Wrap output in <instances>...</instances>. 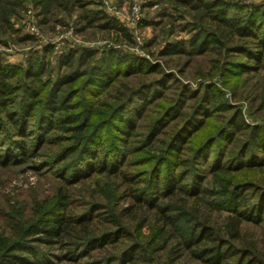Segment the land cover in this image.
Returning <instances> with one entry per match:
<instances>
[{
	"label": "trees",
	"instance_id": "1",
	"mask_svg": "<svg viewBox=\"0 0 264 264\" xmlns=\"http://www.w3.org/2000/svg\"><path fill=\"white\" fill-rule=\"evenodd\" d=\"M243 1L149 0L171 5L186 20L182 29L196 33L188 41L191 51L178 40L167 42L160 55L215 51V70L239 80L232 97L249 104L250 120L234 104H215V136L203 139L196 135L214 126L212 111L204 108L213 101L209 86L202 92L173 86L180 81L166 72L167 60L161 66L114 48L101 56L71 49L60 56L56 78L50 45L24 65L0 60V165L41 166L59 181L18 225L2 229L0 264L86 257L94 264H264V4ZM29 3L39 8L41 24L80 18L84 27L130 37L115 18L88 8L90 0H0L1 35L21 34L16 18ZM233 7L247 10L230 16ZM153 86L176 92L149 98ZM128 110L120 126H104L114 111ZM148 116L144 139L135 140L138 120ZM134 149L146 155L144 172L128 169ZM212 153L214 163L202 168ZM119 182L126 204L110 209L98 202L117 195ZM75 184L91 190L95 211L85 198L75 201Z\"/></svg>",
	"mask_w": 264,
	"mask_h": 264
},
{
	"label": "rangeland",
	"instance_id": "2",
	"mask_svg": "<svg viewBox=\"0 0 264 264\" xmlns=\"http://www.w3.org/2000/svg\"><path fill=\"white\" fill-rule=\"evenodd\" d=\"M92 3L88 6V8L100 9L102 12H105L110 17L115 18L119 25L125 27L128 24V17L131 13V9L135 4H139L141 6V15L142 19L140 21V38L147 49L146 53L150 54V56H140L139 52L135 45H133V38L131 33L129 32L128 28L127 31L130 33L129 36H125L124 33L121 32H107L105 29H99L97 27H84L86 24L84 20L78 18H69L66 17L64 14V21L57 22L51 20L47 23H42L41 28L43 30V34L45 38H50L51 36H55L58 32L65 29L68 24L72 23L76 30L77 38L79 43H73L72 41L68 42L67 46L63 49H54L52 48L47 55V59L54 69V73L52 74V78H56V72L58 70V60L62 54L67 53L71 49L75 50H95L98 52L99 56L104 51L114 48L120 54L127 55L129 58L133 57H141L148 60L149 63H160V65H164V60H167L168 64H166V72L175 75V78L178 79L180 82L173 84V86L179 85L182 83L188 88L189 90L202 92L206 87L209 86V90L213 97V101L210 103H206L204 108L212 111V117L209 119L211 124H214L213 129H204L200 134H197L198 138L200 137L203 139L207 136H215V104L219 103H230L234 104L237 107L241 108L245 117L250 120L249 116V104L246 100L243 99H234L232 97L233 87L237 86L238 79H231L227 80L223 76H221L215 70V58L217 55L215 51L207 52L204 54H193V55H181V56H174V57H163L160 55V51L163 50L165 44L167 42H174L185 40L188 42L190 39L194 38L195 32L194 30L190 31L189 28L185 30L182 29V25L185 24V18L179 16V13L173 10L171 5L169 4H155L151 5L149 0H110V5L112 8H105L101 6L96 0H90ZM244 4L248 5H261L264 4V0H244ZM32 6L31 3L26 4V6L20 10V14L18 18V22H21V19L25 16L27 12V8ZM166 6V9H164ZM37 11L39 8H35ZM247 7L243 10L241 8L233 7L230 10L229 15H244L246 13ZM77 13V11L75 12ZM75 17V16H74ZM42 19V17H40ZM62 18V17H61ZM188 19V18H186ZM18 36H22L21 34H13L11 38L1 35L0 34V57L1 62H10L13 64H26L27 60L32 56H38L43 53L46 47L45 43L42 40L37 39H29V40H20ZM50 36V37H49ZM102 40H107L110 43V46L107 43H104ZM93 43L94 46H98V48H84L80 46L83 42ZM76 42V41H75ZM103 42V43H102ZM100 43V44H98ZM200 45V42L197 45ZM42 46L43 48H37ZM45 45V46H44ZM48 46V45H47ZM187 50L191 51L192 47L190 46L189 42L186 44ZM100 47V48H99ZM205 46L202 45L199 47L203 50ZM43 49V50H42ZM42 50V52H40ZM153 53V54H152ZM25 54H28L27 57ZM98 56V57H99ZM46 59V60H47ZM183 69L181 72L179 71ZM46 78V77H45ZM168 82H173V80L169 79ZM215 90L218 92L217 99L215 101ZM175 90H168L165 91L162 88L153 86L147 93H149V98L153 96H158L162 93L168 94L169 96H174ZM112 102V101H111ZM164 106H168L163 100H160ZM192 102V101H190ZM178 106V105H176ZM188 110V109H186ZM130 110L125 112H117L114 111L111 114V118L107 120L104 126H108L109 130H112L114 125L120 126L121 119L124 118L129 114ZM151 114V113H149ZM153 116V115H149ZM144 117V119L138 120V132L139 135L135 140H143L144 134L146 133V128L148 124H152V120L150 117ZM108 116L101 117V121L105 120ZM99 118V117H98ZM99 119H95L98 122ZM204 132H206L204 134ZM203 133V134H202ZM51 140L49 142L50 146H54L53 142L55 139V135L57 132L52 133ZM59 134V133H58ZM162 140H167L166 137L161 136ZM199 138V139H200ZM201 141V140H199ZM136 148L138 144L135 142L131 143V147ZM53 149V147L50 149ZM135 151L131 152L130 160H132V166H129V171H137V172H144L147 169L148 165L144 164V157L146 156L142 151ZM215 150V143L213 145H208L207 151L208 153ZM189 154V153H188ZM213 153L210 155V160L203 162L202 168H209V166L214 163ZM41 167V166H40ZM38 167V168H40ZM33 166L27 165H10L8 167H3L0 165V232H3L2 229H5L6 232L10 231L12 228V224L18 225L19 218L22 219L26 217L27 214H30V208L34 203V200L37 198H41L44 195L51 193L55 186L58 185L59 181L58 178L54 177V173L51 169L46 171L39 170ZM90 181L87 182V185L90 184ZM120 183V182H119ZM118 183V191L117 195L114 197L112 195H106V198L98 197L103 202L102 204H106L108 202L109 208H113V206H120L126 204L128 198L123 190L124 185ZM113 187L116 188L117 182L112 183ZM96 187V186H95ZM94 187V188H95ZM93 187L91 189H94ZM72 190L75 194V201L82 200L85 198V201H89L87 204L91 212L95 211L94 205H96L97 201H90L92 199L91 190H87L85 185L75 184L72 187ZM117 204V205H116ZM87 207V205H84ZM102 205H100L101 207ZM83 208V207H78ZM99 210H102L99 209ZM25 218H23L24 220ZM16 226L15 228H17ZM41 247V245H40ZM59 252V251H58ZM95 259L93 258H83L80 260L70 259L65 262H60L59 264H94Z\"/></svg>",
	"mask_w": 264,
	"mask_h": 264
},
{
	"label": "built area",
	"instance_id": "3",
	"mask_svg": "<svg viewBox=\"0 0 264 264\" xmlns=\"http://www.w3.org/2000/svg\"><path fill=\"white\" fill-rule=\"evenodd\" d=\"M96 1L100 3L101 6H104L105 8H110V7L112 8V6L110 5V0H96ZM141 19H142L141 6L139 4H135L131 9V13L128 17L129 22L125 27L128 28L129 32L131 33L132 38H133V45L136 46L137 51L139 52V55L149 57L150 55L146 53L147 51H145V47H144L145 42H143L140 38ZM15 27L19 28L22 34L32 35L38 41L42 40L46 46L50 45L54 49L65 48L69 41L80 44V42L78 41L80 40V38H77L78 33L76 32L74 25L72 23L68 24V26L62 31L58 32L57 34H54L55 36H51V37L49 36L50 38H45L43 34V30L41 28L40 15L37 13V10L34 9L32 6L27 8V12L25 16L21 19V22L15 23ZM102 41H104V43H107V45L110 46V43H108L107 40H102ZM94 45L95 44L93 43H88L85 41L80 46L84 48H90V49L95 48V47L98 48V46H94ZM37 48L41 49L43 47L38 45ZM42 50H40V52H42ZM27 55L28 54H25L26 57ZM0 60H1V57H0Z\"/></svg>",
	"mask_w": 264,
	"mask_h": 264
}]
</instances>
